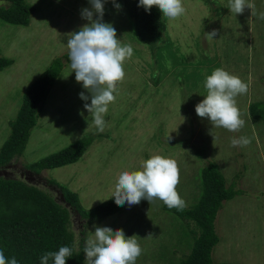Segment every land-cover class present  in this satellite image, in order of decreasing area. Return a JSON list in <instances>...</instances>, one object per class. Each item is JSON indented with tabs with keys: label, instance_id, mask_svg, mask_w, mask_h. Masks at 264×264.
I'll return each mask as SVG.
<instances>
[{
	"label": "rangeland",
	"instance_id": "obj_1",
	"mask_svg": "<svg viewBox=\"0 0 264 264\" xmlns=\"http://www.w3.org/2000/svg\"><path fill=\"white\" fill-rule=\"evenodd\" d=\"M8 2L0 0V6ZM25 2L34 9L28 25L0 20V56L13 61L0 70V146L10 133V121L26 87L68 53L67 35L88 23L81 18V10L91 7L88 0ZM182 2L186 13L175 20L164 18L162 39L145 44L136 39L125 8L118 10L108 0L104 22L115 27L123 43L131 44L134 54L124 62L125 78L118 83L119 95L104 116V132L97 131L79 96L82 91L91 94L76 81L70 63H64L40 104L24 152L0 167V177L22 180L65 206L76 246L81 238L86 243L95 225L114 231L122 228L126 236L137 235L143 249L136 264H179L193 241L189 230L197 227L165 209L162 201L142 200L85 228V220L65 202L59 186L48 181L53 178L77 192L83 207L90 209L112 197L121 172L138 170L144 160L159 154L177 160V191L190 207L200 194L202 168L214 162L226 185L238 194L224 201L217 213L219 241L213 260L264 264V121H254L248 114L251 102L264 101V19L260 18L264 0H252L254 16L247 8L243 14L232 13L230 0ZM213 29L217 35L209 41L205 33ZM216 68H225L245 81L251 77L248 92L236 98L245 120L238 132L213 128L195 111L206 95V76ZM87 136L93 142L77 162L40 174L27 169L26 163ZM241 136L251 138V143L232 146V139ZM85 257L84 253L83 264Z\"/></svg>",
	"mask_w": 264,
	"mask_h": 264
},
{
	"label": "trees",
	"instance_id": "obj_2",
	"mask_svg": "<svg viewBox=\"0 0 264 264\" xmlns=\"http://www.w3.org/2000/svg\"><path fill=\"white\" fill-rule=\"evenodd\" d=\"M8 1L7 6H0V20L14 25H28L33 6L25 0ZM116 1L125 8L132 20L136 39L145 44H154L162 39L166 23L158 7H153L149 13L138 6L139 0ZM12 62L10 58L0 56V70ZM64 63H70L68 53L56 58L26 87L16 116L10 121V133L0 146V167L6 166L24 152L31 130L37 123L40 104L46 99ZM248 114L254 121H264V101L251 102ZM92 142V136L80 138L60 150L26 163V167L40 174L47 169L75 163ZM48 182L59 186L65 202L85 220V228L127 206H118L114 198L110 197L86 209L77 192L53 178ZM200 186V194L194 204L183 211L170 209L164 204L165 209L182 220L193 222L197 227L196 230L188 229L193 241L189 253L181 258L179 264H236L216 263L212 251L219 241L215 230L217 213L222 203L232 199L238 191L226 185L225 177L214 162L202 168ZM85 245L84 238H81L76 246L70 228L69 211L65 206L55 201L50 194L22 180L0 177V249L4 250L7 258L15 256L19 264H40L41 256L46 252L69 246L74 247V252L73 256L67 258L66 264H83ZM49 264L53 262L50 260Z\"/></svg>",
	"mask_w": 264,
	"mask_h": 264
},
{
	"label": "clouds",
	"instance_id": "obj_3",
	"mask_svg": "<svg viewBox=\"0 0 264 264\" xmlns=\"http://www.w3.org/2000/svg\"><path fill=\"white\" fill-rule=\"evenodd\" d=\"M90 8L81 10V18L88 21L79 31L67 35L68 58L71 73L82 83L85 92L79 94L85 101L84 109L93 119L97 131L102 133L106 128L105 114L109 105L119 95L118 83L125 78L124 62L130 59L134 50L131 44H125L118 38L117 30L111 23L104 22L105 4L108 0H88ZM116 9L121 5L112 0ZM139 7L151 12L158 7L162 18L175 20L186 13L182 0H139ZM255 13L252 0H230L229 9L234 14H243L245 9ZM264 19V13L260 14ZM217 30L205 33L207 40H212ZM251 84L238 75L231 74L225 68H216L207 75L204 87L206 95L195 106L200 118H207L213 128H224L238 132L245 125L237 97L246 94ZM91 100V103L87 101ZM170 138V137H169ZM168 138V139H169ZM232 146H247L251 138L241 136L233 138ZM180 182V168L173 157L159 154L144 160L138 170H125L118 175L111 198L118 206L138 205L142 200L152 204L162 201L168 208L183 211L186 201L177 191ZM95 231L86 240L83 252L86 254L85 264H136L142 254V247L137 235L126 236L122 228L113 230L110 226L95 225ZM151 234L148 235L150 237ZM74 247L61 246L58 251H49L41 256L40 264H66L67 258L73 256ZM0 264H19L15 256L6 257L0 249Z\"/></svg>",
	"mask_w": 264,
	"mask_h": 264
}]
</instances>
